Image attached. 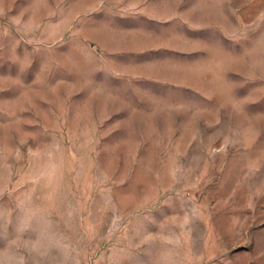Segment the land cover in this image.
<instances>
[{
  "label": "rangeland",
  "instance_id": "374dc122",
  "mask_svg": "<svg viewBox=\"0 0 264 264\" xmlns=\"http://www.w3.org/2000/svg\"><path fill=\"white\" fill-rule=\"evenodd\" d=\"M0 264H264V0H0Z\"/></svg>",
  "mask_w": 264,
  "mask_h": 264
}]
</instances>
